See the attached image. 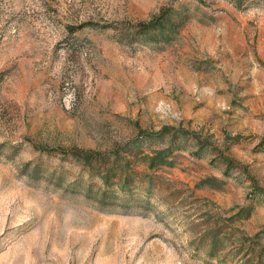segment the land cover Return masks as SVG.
Returning a JSON list of instances; mask_svg holds the SVG:
<instances>
[{"label":"rangeland","instance_id":"1","mask_svg":"<svg viewBox=\"0 0 264 264\" xmlns=\"http://www.w3.org/2000/svg\"><path fill=\"white\" fill-rule=\"evenodd\" d=\"M169 5L174 40H129ZM126 143L140 183L104 206L72 151ZM166 147L171 165L133 156ZM211 230L230 235L216 256ZM257 233L264 5L0 0V264H238Z\"/></svg>","mask_w":264,"mask_h":264},{"label":"trees","instance_id":"2","mask_svg":"<svg viewBox=\"0 0 264 264\" xmlns=\"http://www.w3.org/2000/svg\"><path fill=\"white\" fill-rule=\"evenodd\" d=\"M228 1L238 9H243L251 4L264 5V0ZM187 18L186 13L182 10L176 9L170 5L164 6L157 13L152 15L150 19L138 21L133 24V30L129 34V40L170 42L176 38ZM128 147L129 144L126 143L116 145L105 152L78 148H74L72 151L73 156L84 166L83 168H86L87 173L99 179L101 187L103 188L92 193L94 185L88 183L86 194L94 197L97 202L104 206L115 204V201L119 198V193L129 192L140 183L137 179L138 172L133 168L132 162L126 160V157L123 156V153L127 152ZM171 151V148L166 147L154 150V155H144L142 151H137L133 156H140V161L147 160V164L150 168H156L162 165L172 164V161L167 159ZM230 159V157H226L224 160L229 162ZM214 186L220 188L221 185L216 184ZM206 238L210 240V245L206 250L207 253L209 256H216L221 253L225 246H228L226 242L230 239V235H226L225 238L224 236H220L219 232L211 230L210 233H207ZM244 240L245 242L241 244L239 251L233 253L234 256H242L238 264H264V241H260L259 233L254 236H247ZM227 258L228 257L224 256V260L222 261L227 262Z\"/></svg>","mask_w":264,"mask_h":264}]
</instances>
